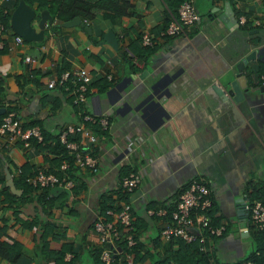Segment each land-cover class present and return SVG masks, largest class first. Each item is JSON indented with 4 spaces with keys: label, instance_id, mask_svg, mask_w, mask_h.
I'll return each mask as SVG.
<instances>
[{
    "label": "crops",
    "instance_id": "crops-1",
    "mask_svg": "<svg viewBox=\"0 0 264 264\" xmlns=\"http://www.w3.org/2000/svg\"><path fill=\"white\" fill-rule=\"evenodd\" d=\"M23 1L34 11L29 23L35 29L41 9L51 16L41 39H22L0 51V118L4 111H13L23 126L37 125L46 139L41 146L30 142L33 138L27 146L20 140L7 146L22 153L24 176L39 167L58 171L57 163L49 161L59 155L49 150L52 138L64 124L79 120L80 108L105 112L109 123L105 128L91 125L95 140L80 141L96 168L74 166L67 175L71 187H48V196L40 195L45 188H32L12 207L0 194V241L6 243L0 264H94L93 253L101 243L92 221L100 212L101 195H109L117 209L122 202L119 176L128 170L140 173L129 194L137 259L132 252L124 257L118 243L110 264H150L152 257L166 254V248L176 249L158 236L162 218L145 208L169 209L179 189L192 179L208 188L209 211L219 216L215 224L224 223L223 233L213 239L210 264L249 255L252 237L242 231L250 223L248 200L264 199V90L258 89L264 84V0H192L198 17L185 34L174 36L159 32L179 0H117L125 4V12L113 21L104 14L106 9H99L86 24L74 25L60 24L55 2L36 9L34 0ZM17 2L0 0L2 13L8 14L2 42H10L15 33L9 16ZM225 2L236 23L218 17ZM107 30L116 47L103 39ZM142 33L149 44L140 42ZM251 51L238 75L244 76L242 97L233 103L225 92L235 78V64ZM24 54L37 62L25 63ZM62 61L66 68L82 66L89 72L82 105H73L71 93L62 87L46 85L58 75ZM7 153L0 138L3 175ZM18 164L7 170L17 182L15 194L21 192Z\"/></svg>",
    "mask_w": 264,
    "mask_h": 264
},
{
    "label": "built area",
    "instance_id": "built-area-1",
    "mask_svg": "<svg viewBox=\"0 0 264 264\" xmlns=\"http://www.w3.org/2000/svg\"><path fill=\"white\" fill-rule=\"evenodd\" d=\"M0 9V36L5 33L6 26L1 20ZM197 13L192 4V0H181L176 8V12L170 13L168 21L164 28L160 30V36H174L179 33L185 34L188 25L197 19ZM22 38L14 33L10 42H2L0 47L5 46L10 49L14 45H19ZM142 44H149L151 41L146 33L140 35ZM22 60L32 65L37 62L35 56L24 54ZM264 81V75H260ZM89 72L82 66H71L59 71L55 78L46 81L47 87L60 86L71 93V103L73 105H82L86 99V90L88 85ZM173 86L170 85V89ZM108 117L105 112L92 114L83 107L79 109V120L75 123H66L57 132L58 141L64 146L67 154L71 156L74 166L89 168L95 170L94 157L84 151L82 146L70 138L75 132H80L82 138L93 142L96 133L91 125H97L99 128L108 126ZM0 138L4 146H9L16 140H20L22 146L29 144V139L35 141L42 139L39 127L37 125L23 126L20 120L15 117L14 112L4 111L0 118ZM125 154L118 158L122 161ZM68 160L61 158L55 167L61 174L58 176L53 171L45 167L37 168L33 174L24 176V181L33 187H52L69 188L72 186L71 179L66 175ZM19 168L17 167V171ZM140 180V173L137 170H128L119 176L118 189L128 194L132 193ZM131 198L119 203L117 209L111 205L106 206L103 211L97 212L93 221L92 229L96 233L97 239L101 243L98 253L99 259L103 264H109L113 258L112 248L120 241L126 246L127 250L121 251L124 257L131 255L129 249L136 242L133 224L130 216ZM211 199L206 185L199 179L188 181L186 186L179 189L173 207L167 211L163 206L147 207V214H154L161 217V227L158 236L161 240H167L170 237H180L185 241L196 240L198 249L205 251L213 247V237L221 235L224 230V223L212 225L209 222L207 209L210 207ZM248 217L250 222L256 228L264 227V201L252 199L247 205ZM243 227L242 231H246ZM236 264H261L252 259H242Z\"/></svg>",
    "mask_w": 264,
    "mask_h": 264
},
{
    "label": "trees",
    "instance_id": "trees-1",
    "mask_svg": "<svg viewBox=\"0 0 264 264\" xmlns=\"http://www.w3.org/2000/svg\"><path fill=\"white\" fill-rule=\"evenodd\" d=\"M30 1V0H25ZM36 2V9L42 8L46 6L48 3L55 2L56 8L54 10V15L58 19V21H64L67 19H70L74 16L79 17V21L82 24H86L88 19H90L96 11L99 9H106L107 11L104 12L105 15H107L110 20H114L116 17L119 16V14L125 12V4L123 2H118L117 0H93V1H87V0H34ZM181 0L178 1L177 6ZM31 2V1H30ZM177 8V7H176ZM176 12V11H175ZM170 12V13H175ZM8 18V14L1 13V20L5 24L6 20ZM168 21V20H167ZM167 36V35H166ZM5 46H2L0 48L1 50H4ZM62 66L58 68L59 71L66 68L64 66V62H61ZM58 71V73H59ZM70 138L75 139L78 143L82 140V135L80 132H75ZM45 136L42 135V139L38 142H36L34 139L30 142L35 143L37 146L45 145ZM52 146L49 147L50 151H53L57 154H59L57 157H52L49 159L52 163H57L61 158H66L68 160V167L66 168V175H71V170L73 169L74 165L71 161V156L67 154L64 146L58 141L57 134L53 136L52 138ZM42 143V144H40ZM13 146L16 145L14 142L12 144ZM11 145V146H12ZM12 146V147H13ZM11 148V147H10ZM7 146L5 147L3 145V149H7L8 153L7 155L4 154L3 160L6 162V167L8 171H11L14 167V164L16 162H19L21 164H18V168L20 170V187L21 192L19 194H15L11 192L7 185L2 184L0 187V194H2V199L5 201L6 205L14 206V203L16 201H21L24 195L28 192H30V189L35 188L31 186L29 183L24 181V174L25 170L27 169V164L24 161V158L22 156V153L16 149H10ZM10 149V150H9ZM48 170V168H47ZM58 176L61 174L59 171H53ZM4 180V175L2 171H0V182ZM14 186L17 185V182L13 181ZM45 188L40 191L41 196H48L47 195V189L48 187H40ZM118 198L120 201H127L129 198V194L126 192H121L119 189H117ZM251 200V199H250ZM248 200V203L249 201ZM264 201V199H260ZM111 204V199L109 198V195L102 194L101 200L99 202V211H103V209ZM212 204H210L211 206ZM173 206H171L167 211H169ZM14 211L16 208H13ZM207 214L209 216V222L212 225H216L219 216H213L212 213L209 211V207L207 209ZM247 230L246 232L249 233L252 237L251 241L253 243L254 249L250 252L249 255L245 256L244 259H252L258 263L264 264V227L262 228H256L251 222L247 223ZM223 233V232H222ZM40 238L44 239L43 234H40ZM215 239V236L213 237ZM167 245H173L175 244L176 249L175 250H168V248L165 249V251L169 254H163L160 257H152V261L150 264H210V261L214 258L213 250H199L198 249V242L196 240L193 241H185L181 239L180 237H170L167 240ZM6 243L0 241V249L5 245ZM123 250H127L126 246L122 243V241L119 242ZM138 243L133 244V246L130 247L129 251L132 252L134 255V260L137 259V249ZM100 247L98 249H95L93 253V262L94 264H103V262L99 259L98 253H99ZM150 252V251H149ZM257 252V253H255ZM240 260L235 262H225L223 264H236ZM110 264V263H109ZM113 264V263H112Z\"/></svg>",
    "mask_w": 264,
    "mask_h": 264
},
{
    "label": "water",
    "instance_id": "water-1",
    "mask_svg": "<svg viewBox=\"0 0 264 264\" xmlns=\"http://www.w3.org/2000/svg\"><path fill=\"white\" fill-rule=\"evenodd\" d=\"M34 11L33 9L28 6L23 0H18L16 6L11 11L9 16V23L12 29L15 33L19 34L22 39L24 40H39L42 37V28L44 23H50L51 22V16L47 12L46 9H41L39 12V18L37 20V29H35L33 26L30 25L29 20L31 16L33 15ZM222 21L226 22V24L236 23V19L231 14V10L228 6V3L225 2L224 9L221 14L218 16ZM80 23L79 17L74 16L70 19L61 21L60 24L62 25H74ZM84 29L89 32L88 27L84 26ZM103 39L112 44L114 47H116V39L112 32L110 30H107L104 35ZM254 54V51L249 52V54H246L242 56L238 62L235 64L236 67V73L235 78L232 79L230 82V88L227 89L225 92L228 97L231 99V101L237 102L239 98L242 97L241 88L244 87V76H238L240 74V70L243 66V64L246 62V60L251 57L250 56ZM259 90H264V84L260 85L258 87ZM4 177H5V185L8 186L9 190L13 193H18L19 190L14 187V184L12 182L11 177L9 176V173L6 169V165H4ZM237 200V199H235ZM239 200V199H238ZM237 213V210H236Z\"/></svg>",
    "mask_w": 264,
    "mask_h": 264
},
{
    "label": "rangeland",
    "instance_id": "rangeland-1",
    "mask_svg": "<svg viewBox=\"0 0 264 264\" xmlns=\"http://www.w3.org/2000/svg\"><path fill=\"white\" fill-rule=\"evenodd\" d=\"M248 244H249V245H248V247H249V246H251V244H250V243H248Z\"/></svg>",
    "mask_w": 264,
    "mask_h": 264
}]
</instances>
